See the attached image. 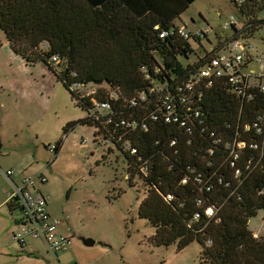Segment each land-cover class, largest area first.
Returning <instances> with one entry per match:
<instances>
[{"label":"trees","instance_id":"16d2710c","mask_svg":"<svg viewBox=\"0 0 264 264\" xmlns=\"http://www.w3.org/2000/svg\"><path fill=\"white\" fill-rule=\"evenodd\" d=\"M195 1L0 0V29L16 56L45 64L86 113L63 137L86 125L126 158L127 180L136 176L145 192L137 214L155 228L152 246L182 251L196 241L198 264H264V233L248 226L264 215V91L254 85L237 94L234 71L200 76L213 52L180 36L175 23ZM231 4L239 17L225 41L243 39L264 53L262 6Z\"/></svg>","mask_w":264,"mask_h":264},{"label":"rangeland","instance_id":"374dc122","mask_svg":"<svg viewBox=\"0 0 264 264\" xmlns=\"http://www.w3.org/2000/svg\"><path fill=\"white\" fill-rule=\"evenodd\" d=\"M256 1L263 7L257 11L261 16L264 0ZM230 16L237 19L239 11L229 0H196L175 23L189 32L207 29V39L215 42V34ZM4 37L0 29L2 166L21 162L24 174L43 171L47 177L43 191L53 212L67 218L75 237L96 242L88 247L96 254L88 264H198L201 246L196 241L182 251L176 245L150 244L155 228L137 214L145 192L136 176L127 180L126 158L101 137L93 141L92 127L77 126L63 137L64 126L86 113L45 64H26ZM207 39L201 40L205 48ZM59 139L63 144L54 156L47 148ZM263 216L259 210L249 220L252 231L264 233Z\"/></svg>","mask_w":264,"mask_h":264},{"label":"built area","instance_id":"2783aa9c","mask_svg":"<svg viewBox=\"0 0 264 264\" xmlns=\"http://www.w3.org/2000/svg\"><path fill=\"white\" fill-rule=\"evenodd\" d=\"M236 1L237 3L242 0H229ZM233 17H230L220 29L221 33L215 34V42L209 40L208 51L213 52L206 69L201 71L203 78L210 79L211 77H221L225 75H231L230 81L237 90V94H242L250 87L259 86L260 90L264 91V53H260L255 44L250 45L249 42L243 39H232L231 42H226L225 38L228 36L225 32L230 31L232 24L234 23ZM179 26V25H178ZM207 29H199L194 31L186 30L185 26L178 27V34L183 38H199L200 42L205 38ZM168 34V31H164L160 34V38H164ZM193 38V39H194ZM197 41V40H196ZM52 60L57 62L56 57H52ZM236 71H240L242 75H235ZM242 77L247 79L244 82ZM211 82L208 83L210 86ZM187 91H192L194 85L192 82L186 84ZM143 99V97H141ZM135 104V102H133ZM171 102H167L165 107L167 110H171ZM100 108H108V103H101ZM170 115V114H169ZM167 115L166 122L170 121V116ZM195 115H199L198 112ZM154 117V116H153ZM157 119V117H154ZM121 123L124 124V121ZM133 122H127V125H132ZM97 136L95 140L98 139ZM102 138V137H101ZM102 142H107L101 139ZM114 146L111 143H108ZM244 143L237 144L238 147H242ZM57 148L56 144L49 145L47 150L54 155ZM116 148V147H115ZM123 149L129 151L130 154L136 153V148L132 147L130 143H123ZM233 160L237 158V153H233ZM233 166V163L231 164ZM12 170L0 169V177L9 178L12 175ZM238 171H236V175ZM47 177L43 175V172H38L32 175H24L20 182L14 186V190L7 194L9 202H15L19 206V228L15 233L16 242L23 246L27 238L38 239L46 246L47 250L51 254H56L65 251L73 243L72 238L61 233L59 229V223L48 211L49 197L40 189H36L37 184L46 183ZM185 183L186 181L183 180ZM171 199L168 197L167 200ZM207 214L212 216L213 210L209 209Z\"/></svg>","mask_w":264,"mask_h":264},{"label":"crops","instance_id":"0c3cea01","mask_svg":"<svg viewBox=\"0 0 264 264\" xmlns=\"http://www.w3.org/2000/svg\"><path fill=\"white\" fill-rule=\"evenodd\" d=\"M93 138V141H97L94 136ZM1 168L12 170L13 174L9 178L0 177V264H88V262L96 258V254L89 252L88 249L90 248L84 245L79 237L73 235L66 222L67 218H58L53 212L50 202H48V212L57 219L61 233L71 237L73 243L68 249L57 253V255L49 253L46 246L38 239L27 238L25 245H19L15 240V233L20 225V209L17 207L12 209L9 206L7 194L13 191L14 186L28 173H22L25 169H22L21 162L9 164L6 167H3L0 163ZM38 172L35 170L32 174ZM46 183L37 184L36 189L43 191Z\"/></svg>","mask_w":264,"mask_h":264},{"label":"water","instance_id":"95a60500","mask_svg":"<svg viewBox=\"0 0 264 264\" xmlns=\"http://www.w3.org/2000/svg\"><path fill=\"white\" fill-rule=\"evenodd\" d=\"M79 239L83 242L84 245L88 247L93 246L94 243H96L94 240L85 237H79Z\"/></svg>","mask_w":264,"mask_h":264}]
</instances>
